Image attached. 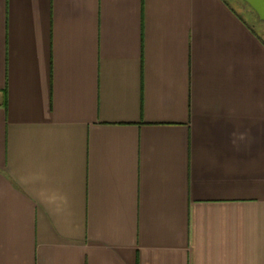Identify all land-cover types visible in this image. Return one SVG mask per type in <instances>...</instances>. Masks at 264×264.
Returning a JSON list of instances; mask_svg holds the SVG:
<instances>
[{
  "label": "crops",
  "instance_id": "crops-1",
  "mask_svg": "<svg viewBox=\"0 0 264 264\" xmlns=\"http://www.w3.org/2000/svg\"><path fill=\"white\" fill-rule=\"evenodd\" d=\"M0 264H264V38L229 0H0Z\"/></svg>",
  "mask_w": 264,
  "mask_h": 264
},
{
  "label": "rangeland",
  "instance_id": "rangeland-1",
  "mask_svg": "<svg viewBox=\"0 0 264 264\" xmlns=\"http://www.w3.org/2000/svg\"><path fill=\"white\" fill-rule=\"evenodd\" d=\"M236 8L240 16L250 25L253 29L264 38V22L260 21L256 13L242 0H229Z\"/></svg>",
  "mask_w": 264,
  "mask_h": 264
},
{
  "label": "water",
  "instance_id": "water-1",
  "mask_svg": "<svg viewBox=\"0 0 264 264\" xmlns=\"http://www.w3.org/2000/svg\"><path fill=\"white\" fill-rule=\"evenodd\" d=\"M257 15L260 21L264 22V0H242Z\"/></svg>",
  "mask_w": 264,
  "mask_h": 264
}]
</instances>
